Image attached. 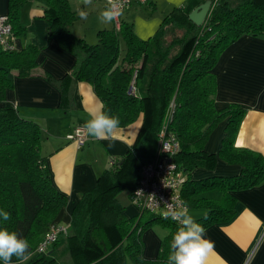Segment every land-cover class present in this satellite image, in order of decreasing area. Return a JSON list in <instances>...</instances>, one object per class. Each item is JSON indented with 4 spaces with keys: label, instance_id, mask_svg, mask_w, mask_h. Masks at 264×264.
I'll return each instance as SVG.
<instances>
[{
    "label": "trees",
    "instance_id": "obj_1",
    "mask_svg": "<svg viewBox=\"0 0 264 264\" xmlns=\"http://www.w3.org/2000/svg\"><path fill=\"white\" fill-rule=\"evenodd\" d=\"M26 1L8 0L6 20L11 37L23 31L19 9ZM43 1L48 37L75 56L69 76L90 83L101 101V111L118 117L119 126L140 116L142 122L122 164L97 178L74 205L66 230L38 251L40 240L56 222L67 198L54 187L41 155V124L2 102L6 90L13 86L11 72L20 77L50 75L37 69L39 48L34 44L20 49L0 47V209L11 214L8 221L0 218V228L15 231L28 241L30 257L25 264H166L178 225L147 211L126 217L118 194L127 187L131 199L141 165L157 152L162 128L179 142L174 160L185 175L182 198L187 207L203 209V215L195 220L204 228L232 217L233 190L264 181V155L234 145L243 107L230 103L218 109L214 105L213 73L220 53L238 37L264 35V0H211L200 25L188 14L205 0H186L162 18L148 38L137 37L128 23L121 22L119 28L97 30L94 43L70 30L77 13L68 0ZM224 118L227 122L218 156L239 164V173L189 180L195 167L214 166L216 156L205 149V143ZM215 188L221 190L219 197L204 195ZM156 219L168 229L155 258L146 259L140 233Z\"/></svg>",
    "mask_w": 264,
    "mask_h": 264
},
{
    "label": "crops",
    "instance_id": "obj_2",
    "mask_svg": "<svg viewBox=\"0 0 264 264\" xmlns=\"http://www.w3.org/2000/svg\"><path fill=\"white\" fill-rule=\"evenodd\" d=\"M185 1L179 0L181 5ZM176 2H131L117 21L101 23L98 17L106 5L104 0H93L87 7L82 0H68L71 9L77 13V19L69 28L75 35L94 43L97 30L119 28L120 23L125 22L137 37L145 39L155 32L162 18L177 7ZM43 3V0H27L21 5L18 20L23 31L12 37V43L16 49L27 43L37 46V69L47 72L50 78L20 77L11 72L13 86L6 90L2 103L15 107L19 115L41 124V155L54 187L67 198V204L55 221L67 226L81 195L95 185L100 175L122 164L125 153L139 133L142 117L118 126L107 139H95L87 134L86 129L82 145L69 139L68 134L77 126L85 128V122L92 114L101 111L102 104L90 83L69 76L75 56L62 48L56 39L48 37ZM7 9L8 0H0V17L6 16ZM81 9L87 11V19L79 16ZM119 43L125 48L122 37ZM213 73L216 78L215 107L221 109L237 103L244 109L234 145L264 155V35L243 34L238 37L220 53ZM226 122L225 118L219 121L205 143V149L216 156L214 166L195 167L188 176L189 180L202 181L239 173V164L228 163L218 156ZM126 188L121 190L118 198L124 204V215L131 217L139 212ZM232 194L235 197L232 217L205 227L206 238L214 244L208 264H264V181L233 190ZM204 195L217 198L221 190L215 188ZM188 208L194 219L204 213L200 207ZM153 223L140 233L142 254L146 259L155 258L160 239L168 229L161 222Z\"/></svg>",
    "mask_w": 264,
    "mask_h": 264
},
{
    "label": "clouds",
    "instance_id": "obj_3",
    "mask_svg": "<svg viewBox=\"0 0 264 264\" xmlns=\"http://www.w3.org/2000/svg\"><path fill=\"white\" fill-rule=\"evenodd\" d=\"M87 7L93 0H82ZM123 0H106L105 7L100 11L98 19L101 23H111L123 14ZM177 7L181 6L177 0ZM79 16L87 19V11L79 10ZM118 117L103 111L92 114L85 122L87 134L95 139H107L112 136L119 126ZM168 211L164 212L166 219L170 218L178 227L170 241V252L166 264H208L209 254L214 249L213 242L206 238V229L197 223L189 208L175 207L165 204ZM0 218L4 221L11 219V214L0 209ZM15 262L13 261V258ZM30 257L29 243L15 231L0 228V261L3 264H25Z\"/></svg>",
    "mask_w": 264,
    "mask_h": 264
},
{
    "label": "built area",
    "instance_id": "obj_4",
    "mask_svg": "<svg viewBox=\"0 0 264 264\" xmlns=\"http://www.w3.org/2000/svg\"><path fill=\"white\" fill-rule=\"evenodd\" d=\"M146 1L123 0L122 9L124 10L131 2L146 3ZM104 2L106 4V0ZM0 47L4 50L14 47L11 25L6 20V16L0 17ZM68 137L82 145L86 138L85 128L77 126L71 134H68ZM178 148L177 138L162 128L159 133L157 152L141 165L136 186L131 194L130 200L138 208V212L147 211L165 218L164 212L168 211L165 204L175 207L186 205L181 194L185 175L174 160ZM65 230V225L53 223L40 240L37 250L41 251L48 247Z\"/></svg>",
    "mask_w": 264,
    "mask_h": 264
},
{
    "label": "water",
    "instance_id": "obj_5",
    "mask_svg": "<svg viewBox=\"0 0 264 264\" xmlns=\"http://www.w3.org/2000/svg\"><path fill=\"white\" fill-rule=\"evenodd\" d=\"M211 4V0H205L197 5L189 12V19L196 25L202 24L210 10Z\"/></svg>",
    "mask_w": 264,
    "mask_h": 264
},
{
    "label": "rangeland",
    "instance_id": "obj_6",
    "mask_svg": "<svg viewBox=\"0 0 264 264\" xmlns=\"http://www.w3.org/2000/svg\"><path fill=\"white\" fill-rule=\"evenodd\" d=\"M121 46V45H120ZM121 53H123V51H124V45L123 46H121ZM154 223L153 224H157L158 223V221H157V219L156 220H154L153 221ZM63 223H65V222H63ZM152 224V223H151Z\"/></svg>",
    "mask_w": 264,
    "mask_h": 264
}]
</instances>
